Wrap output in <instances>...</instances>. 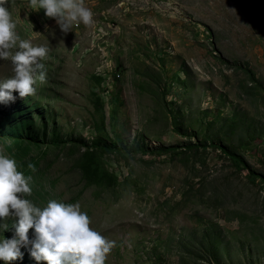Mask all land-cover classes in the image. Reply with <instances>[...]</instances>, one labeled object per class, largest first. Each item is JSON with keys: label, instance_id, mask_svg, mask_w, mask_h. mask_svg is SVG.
Wrapping results in <instances>:
<instances>
[{"label": "rangeland", "instance_id": "rangeland-1", "mask_svg": "<svg viewBox=\"0 0 264 264\" xmlns=\"http://www.w3.org/2000/svg\"><path fill=\"white\" fill-rule=\"evenodd\" d=\"M83 4L93 23L66 34L29 0L6 5L20 39L48 48L45 82L0 109L27 198L78 202L115 242L105 264H264V0ZM23 118L39 142L3 135Z\"/></svg>", "mask_w": 264, "mask_h": 264}, {"label": "clouds", "instance_id": "clouds-1", "mask_svg": "<svg viewBox=\"0 0 264 264\" xmlns=\"http://www.w3.org/2000/svg\"><path fill=\"white\" fill-rule=\"evenodd\" d=\"M8 4L9 0H0V60H10L13 73L0 81V105L5 107L17 97L32 96L37 80L45 82L41 61L48 53L47 47L20 39ZM29 5L30 10L42 9L45 17L52 18L61 34L71 31L73 24L93 23V13L83 0H29ZM31 179L18 170L13 158L0 153V231L8 230L5 218H15L11 237L0 236V262L9 264L27 252L35 262L46 264H105L115 242L90 228V218L78 202L49 199L43 207L36 206L27 198L32 193Z\"/></svg>", "mask_w": 264, "mask_h": 264}, {"label": "trees", "instance_id": "trees-1", "mask_svg": "<svg viewBox=\"0 0 264 264\" xmlns=\"http://www.w3.org/2000/svg\"><path fill=\"white\" fill-rule=\"evenodd\" d=\"M3 105H0V109H2ZM17 107L21 108V103H17ZM25 109L22 110H18L16 113H21L23 112ZM15 113H9L7 114L5 117H7L8 115H12ZM0 124H5L4 121H0ZM4 126V125H3ZM34 128L33 123L31 122L30 119L28 118H23L18 124L14 125L11 127V129L7 132H2L4 136H9L11 137L15 142H19L20 144H22L25 140H29L33 143H37L40 141V137H39V133H33L32 129ZM43 141H46V134L44 135ZM47 142H50L51 144H61L64 141L57 137H53L51 139H49ZM122 143V141H121ZM119 141L117 139H112L110 140V142L108 143V141L104 140V139H100L97 142H95V145L105 151H112V150H118L124 154H128L130 151L136 150V149H140V147H134V145L131 146V148L129 147H125L124 145L121 146L119 145ZM6 232V233H5ZM32 230L29 229V235H31ZM4 234H12L11 230L8 231H4ZM7 237H11L9 235H7ZM21 251H24V249H21ZM11 262H16L17 264H31L33 262H35L33 259H31L28 255L27 258H25L23 256L22 259H18L16 261H11ZM34 264H46V262L44 261H40V262H35Z\"/></svg>", "mask_w": 264, "mask_h": 264}]
</instances>
